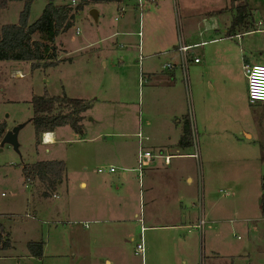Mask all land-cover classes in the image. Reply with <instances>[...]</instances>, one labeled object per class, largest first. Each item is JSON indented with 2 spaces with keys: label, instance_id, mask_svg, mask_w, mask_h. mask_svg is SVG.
I'll use <instances>...</instances> for the list:
<instances>
[{
  "label": "rangeland",
  "instance_id": "obj_1",
  "mask_svg": "<svg viewBox=\"0 0 264 264\" xmlns=\"http://www.w3.org/2000/svg\"><path fill=\"white\" fill-rule=\"evenodd\" d=\"M129 2L123 7L127 11V18L131 16L132 29L138 31V21L136 24L132 22L134 3L132 0ZM246 2L248 4L246 10L253 14L255 21H264V1L246 0ZM47 3V0H36L32 4L30 24L40 18ZM224 6V0H158L151 5H145L142 11L143 32L145 34L147 32V18L151 10H156L159 14L163 28H171L177 34L193 26L192 23L196 21H192V16L201 18L208 10L220 9ZM116 7V2L97 4L94 9L100 12V17L96 21L91 14L94 9L89 6L84 7V10L77 14L73 28L60 34L56 40L58 47L56 66L42 65L35 69L29 61L0 62V121L7 122L11 129L26 122L18 136L19 152H16L11 144L2 145L0 141V232L4 235L3 240L0 241V264H41L38 259L29 256L31 251L28 244L39 238L38 236L42 234L40 231L47 234L50 226L52 235L57 227V233H64V229L70 234L71 229L81 231L79 237L72 239L73 250L78 255L74 259L75 264H101V260H87L83 246L86 232L81 223L84 222L86 211L92 215L101 216L102 213L105 215L112 199V189L116 187L122 189L121 191L127 188L139 194L143 178L141 180L133 171L126 170L131 176L130 181H125L121 177L115 184L110 181L112 175L109 173H97L100 167H108L110 164L124 167L125 162L120 159L123 151L127 156L128 166L125 167L129 169L137 167L138 141L142 140L143 147L149 148L143 131L141 84L129 90L125 89L126 82L138 81L140 67L130 66L126 62L120 63L121 51L130 45L127 37L107 38L110 31H114L120 24L119 21L114 20L115 16L121 17ZM22 9L23 2H12L6 9L0 10V25L17 24ZM122 19L120 18V21ZM247 20H250L249 16ZM251 23L254 30L264 28V23L258 22V26L253 21ZM137 39L135 36L132 37L133 44L137 43ZM245 42L254 44L255 48L260 46L261 52H264V32L255 31L254 34L245 36ZM124 45L127 47L124 48ZM259 53L258 51L257 54ZM250 60L253 64L264 63V60L252 58ZM18 71L20 73H17ZM244 78L248 87V79L246 76ZM190 80L192 98L189 93L188 106L192 107L196 124L197 106L200 103L197 97L205 99L206 83L203 82V91L199 95L196 94L194 81L192 78ZM113 83L120 85L122 89L117 98L122 99L124 106L118 108L117 112L124 127L118 122L113 125L112 122L115 121L109 119L108 114L116 113L115 107L112 109L103 107L93 115L102 123H87L83 119L85 127H81L80 131H75L69 125L62 126L57 130L58 141L53 145L43 146L37 139L35 127L29 122L34 116L31 102L33 96L69 95L68 98L78 99V85L89 84L92 90L95 86L97 88L99 86L98 92L101 97L114 98L115 92L110 95V90H114ZM251 107L253 114L257 116V123L263 119L262 132L258 128L260 164L253 165L242 159L229 166L216 163L212 174L202 169V180H199V185L196 182L194 187L197 206L195 210L203 215L204 232L201 235L193 230H191L193 234H188L186 229L175 231L157 229L145 232L146 253L142 261L141 255L136 254V245L141 241L140 233L144 231L139 220L137 222L134 220L135 223H131L130 231L120 234L117 246L124 256H121V262L116 264H166V247H155L154 242L159 237L158 234L167 246L171 240L169 236H178V242L173 246L176 248L173 264H264V217L261 208L264 197L262 188L264 103H256ZM102 117L108 119L103 121ZM84 128L85 132L81 133ZM137 128H140L139 133L142 138L139 135L133 138L106 134H116L121 130L120 133H130ZM99 134L101 136L97 141L86 138ZM196 135L201 154L202 136L197 124ZM41 139L43 140V137ZM46 148L49 149L48 152ZM240 151L238 154L235 153V158L241 153ZM44 160L65 161L66 171L62 183L61 181L52 183L47 178L39 177L27 180L23 173L25 165L32 166ZM200 161L197 160L198 163ZM124 171V168H119L113 177L120 176ZM82 181L87 183L86 188L80 187ZM106 181H109L107 185L110 187H107L108 196L105 193ZM138 206L139 198L134 201V210ZM35 208L37 212H34ZM76 220L82 222L75 224ZM76 241L79 246L74 243ZM57 261L55 263L52 260L47 261L46 264H62L63 261V264L65 261L73 263L71 257Z\"/></svg>",
  "mask_w": 264,
  "mask_h": 264
},
{
  "label": "crops",
  "instance_id": "obj_2",
  "mask_svg": "<svg viewBox=\"0 0 264 264\" xmlns=\"http://www.w3.org/2000/svg\"><path fill=\"white\" fill-rule=\"evenodd\" d=\"M129 1L131 0L117 3L116 8L121 17L115 16L114 20L119 21L120 24L115 27L114 31H110L107 38L113 39L117 36L128 38L127 41L130 45L128 47L124 45V48H127L121 51L120 63L126 62L133 67L139 65L140 70L138 81L126 82L125 89L129 90L141 84L143 131L148 143L147 147H149L144 148L153 152L154 155L162 156L156 157L153 164L145 168L143 185L139 187V194H135L127 188L121 191L122 189L113 188L111 185L113 188L112 199H110L106 214L102 213L101 216H97L86 211L84 222L75 221V224L82 222L81 224L85 228L86 241H83V246L87 260H101V264L121 262L120 258L124 254L117 246L119 237L121 232L130 231L131 223L134 220L136 222L139 220L140 226L145 228V231L140 233V237L143 234V238L145 232L157 229L170 231L186 229L188 234H193L195 231L201 235L204 228H197L196 225L204 221V218L201 213L198 214L195 210L197 206L194 186L196 182L199 185V180H202V169L204 171L206 169V172L212 174L216 163L229 166L243 159L245 162L249 161L251 164L257 165L261 161L258 137L259 129L262 132L263 119L257 123V116L253 114L251 107L253 104L248 97V87L244 76H246L245 66L253 64L251 58L264 60V52H261L260 46L255 48L254 44L245 42V36H250L255 31L264 32V28L254 30L251 22L253 21L258 26V22L264 23V21H255L253 14L246 10L248 7L246 0H224L223 8L208 10L201 18L192 16V21H196L192 23L193 26L186 31H179L177 34L171 28H163L160 24L159 14L156 10H151L147 18V32L145 34L142 29V37L139 38L142 11L137 6V0L136 2L132 0L134 3L132 22L136 24L138 21L139 26V30L134 31L131 26V16L127 18V11L123 7ZM56 2L61 4L63 0ZM94 7L91 8L94 9ZM244 8L246 18L242 24L236 25L235 19L239 14H242ZM248 16L249 21L247 20ZM120 18L123 19L120 21ZM134 36L135 39L137 37L138 39L137 43L133 44L132 37ZM181 45L192 46L185 56L186 69H183V56L179 50ZM258 51L259 54H257ZM255 53L257 55H254ZM199 54L201 55L199 56ZM195 59H199V62L194 61ZM167 64H172L173 67L168 69L166 68ZM256 64L264 63L257 62ZM190 78L194 81L196 94L199 95L203 91V82L206 83L205 99L197 97L200 103L197 106L198 120L196 124L199 125L202 136L200 163L194 157L191 134L188 137L185 136V129L189 123L190 105L188 106V104L190 99L187 98L189 93L192 98ZM113 84L114 90H110V95L115 92L114 98L111 96L109 98L101 97L98 92L99 86L98 88L95 86L92 90L89 88V84L78 85V99L91 103V108L83 114L85 122L102 123L98 117L93 115L103 107L110 109L115 107L116 113L108 114L109 119L115 121L112 122L113 125L116 122L122 125L121 116L117 112L118 108L121 109V106H124L122 99L117 98L122 89L120 85ZM67 96L69 97V95ZM84 120L81 127H85ZM8 129L11 128L8 126ZM58 129L54 132H46V134L53 135V142L41 139V144L43 146L55 144L58 141ZM139 130L140 128L130 133H120L121 130L116 134H106L137 138ZM82 131L81 133H84L85 128ZM100 136L101 134L86 138L97 141ZM138 142L140 146L141 141ZM48 151L49 149L46 148V152ZM239 151L242 155L239 153L235 158V153L238 154ZM166 157L171 158L169 163L166 162ZM120 159L125 162V166H128L126 165L125 151L122 152ZM110 166L125 169L120 176L113 177L114 174H110L112 175L110 181L113 184L119 182L121 177L125 181H130L131 176L126 170L136 173L134 171L136 167L129 169L114 164H110ZM107 182L109 181H106L105 193L108 192L107 187L110 188ZM80 187L86 188L87 183L82 181ZM137 198H139V206L134 210L133 204ZM36 208L34 212H37ZM147 224L149 225L147 226ZM50 229L51 226L48 228L47 234L40 231L42 234L38 236L39 238L31 241L43 244V256L41 258L32 257V253L29 256L38 259L41 264H46L51 260L55 263V261L58 262L57 259L65 260V258L71 257L72 264H75L74 259L78 255L73 250L72 239L79 237L81 231L71 229L70 234L64 229V233H57V227L52 235ZM38 230L37 227V232ZM158 235L159 237L154 242L155 247L163 248L165 246L166 264H173V254L176 251L173 246L178 242V236H169L171 240L167 246L161 235ZM74 243L79 246L77 241ZM122 259L124 261V258ZM144 259L142 258V261ZM65 264H70V262L66 263L65 261Z\"/></svg>",
  "mask_w": 264,
  "mask_h": 264
},
{
  "label": "trees",
  "instance_id": "obj_3",
  "mask_svg": "<svg viewBox=\"0 0 264 264\" xmlns=\"http://www.w3.org/2000/svg\"><path fill=\"white\" fill-rule=\"evenodd\" d=\"M36 0H0V10L6 9L12 2H23V11L17 24L0 25V62L6 60L29 61L33 68L56 66L58 63V47L56 40L60 34L73 28L77 14L84 7H94L101 3H122L124 0H78L76 5L73 0H63L56 5L58 0H47L40 18L29 23L30 8ZM235 19L236 25L242 24L246 18V10ZM34 116L29 120L35 127L36 137L39 141L44 133L54 132L62 126L69 125L75 131L81 130L83 114L91 108V103L82 99H71L66 95L61 97L33 96L31 99ZM8 130L7 122L0 121V141ZM190 122L185 129V136H189ZM66 170L64 161L37 162L32 166L25 165L23 173L27 180L36 178L57 183L63 179ZM264 189V181L262 184ZM264 217V197L261 201ZM0 232V241L3 240ZM29 250L36 258L43 256V244L31 242Z\"/></svg>",
  "mask_w": 264,
  "mask_h": 264
},
{
  "label": "built area",
  "instance_id": "obj_4",
  "mask_svg": "<svg viewBox=\"0 0 264 264\" xmlns=\"http://www.w3.org/2000/svg\"><path fill=\"white\" fill-rule=\"evenodd\" d=\"M78 0H73L72 4L76 5ZM264 1V0H263ZM157 0H137V6L141 11L145 8V5H151L152 3H156ZM140 31L138 32L139 38L142 37V13L140 14ZM264 31V29H263ZM79 32V31H78ZM192 46H186V45H181L179 47V50L183 56V69H186L185 65V56L187 53L190 51ZM194 61L199 62V59H195ZM173 65L167 64L166 68L171 69ZM246 69V76L248 79V97L250 99V102L252 104L256 103H264V64H247L245 66ZM259 70V71H258ZM189 117V122H190V132L191 136L193 139V146H194V157L200 161L201 160V154L199 153V145H198V139L196 135V124H195V119L193 117V111L192 107L189 109L188 113ZM46 133L43 134V139L46 140L45 138ZM139 137H141V134H138ZM142 138V137H141ZM47 141V140H46ZM138 162H137V167L134 169V171L138 174L139 178L142 180L144 177V170L147 166H150L153 164L154 160L156 157H161L162 155L160 154H153L151 151H147L144 149L142 140L138 149ZM164 157V156H163ZM170 157H166L165 160L167 163L170 162ZM119 168L114 167V166H108V167H100L97 170L98 174L102 173H109V174H115ZM197 228L203 229V221L200 222V224L196 225ZM143 231H145V228H141ZM140 242L136 245V254L141 255L142 258H145V253H146V248L144 244V238L143 234L140 237Z\"/></svg>",
  "mask_w": 264,
  "mask_h": 264
},
{
  "label": "water",
  "instance_id": "obj_5",
  "mask_svg": "<svg viewBox=\"0 0 264 264\" xmlns=\"http://www.w3.org/2000/svg\"><path fill=\"white\" fill-rule=\"evenodd\" d=\"M93 18L96 20H98V16H99V11L96 9L92 10L91 12ZM26 122H24L23 124H20L12 129H8L5 136L2 139V145H6V143L11 144L16 152H19V140H18V136L20 131L25 127Z\"/></svg>",
  "mask_w": 264,
  "mask_h": 264
},
{
  "label": "bare ground",
  "instance_id": "obj_6",
  "mask_svg": "<svg viewBox=\"0 0 264 264\" xmlns=\"http://www.w3.org/2000/svg\"><path fill=\"white\" fill-rule=\"evenodd\" d=\"M19 77H21V75H18ZM45 138L47 139L48 142H53L54 141V138H53V135L52 134H46L45 135Z\"/></svg>",
  "mask_w": 264,
  "mask_h": 264
},
{
  "label": "clouds",
  "instance_id": "obj_7",
  "mask_svg": "<svg viewBox=\"0 0 264 264\" xmlns=\"http://www.w3.org/2000/svg\"><path fill=\"white\" fill-rule=\"evenodd\" d=\"M259 71V70H258Z\"/></svg>",
  "mask_w": 264,
  "mask_h": 264
}]
</instances>
